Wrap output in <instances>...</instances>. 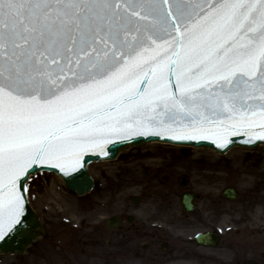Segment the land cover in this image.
Returning a JSON list of instances; mask_svg holds the SVG:
<instances>
[{"label": "snow or ice", "instance_id": "snow-or-ice-1", "mask_svg": "<svg viewBox=\"0 0 264 264\" xmlns=\"http://www.w3.org/2000/svg\"><path fill=\"white\" fill-rule=\"evenodd\" d=\"M150 135L264 140V0H0V242L30 170Z\"/></svg>", "mask_w": 264, "mask_h": 264}, {"label": "rangeland", "instance_id": "rangeland-1", "mask_svg": "<svg viewBox=\"0 0 264 264\" xmlns=\"http://www.w3.org/2000/svg\"><path fill=\"white\" fill-rule=\"evenodd\" d=\"M156 148L171 154L179 150L178 147L169 145H146L123 151L116 161L92 164L89 166V173L94 179V188L90 194L82 197L68 191L54 174L40 173L31 177L27 181V199L39 216L46 234L31 245L25 255H0V264H110L94 260L93 255L98 248L84 243L85 228H104V220L113 213L112 193L115 191L136 192L148 189L162 192L158 196L163 195L166 188L157 187L154 182L144 186L145 178L152 177L149 170L158 165L159 161L149 159V164L139 163L142 167L141 178L138 177L130 184H123L129 180L122 173L129 170L130 162L141 159L142 155L150 154ZM184 149V158L196 153L207 155L206 157L216 162L221 159L206 150ZM253 151H256L252 153L256 159L261 160V167L264 168V156L259 149ZM236 152L240 151H231L221 160L234 161ZM171 161L176 162L174 157ZM220 257H224L223 248L216 250V258ZM216 264L228 263L217 261Z\"/></svg>", "mask_w": 264, "mask_h": 264}, {"label": "flooded vegetation", "instance_id": "flooded-vegetation-1", "mask_svg": "<svg viewBox=\"0 0 264 264\" xmlns=\"http://www.w3.org/2000/svg\"><path fill=\"white\" fill-rule=\"evenodd\" d=\"M196 200L195 208L191 213H184L180 210L174 218L175 246H169L168 251L176 254L178 262L198 260L199 255L194 244V236L200 232L214 230L213 227L220 222V217L215 215L214 200ZM248 203L251 205L249 209L253 213L249 219L248 227L242 232L241 239L244 242L248 241L253 254L252 259L256 262H263L264 253L260 250V240L264 236V186L262 192L257 193V197H253ZM123 204L126 205V202ZM197 204H200V207H197ZM255 211L259 212L255 213ZM140 216L138 222L137 218H132L125 210L116 214L117 226L111 233L115 244L113 256L115 260L128 262L130 256L146 257L149 255V249L152 248L151 245L161 244L163 241H166L167 244L172 242V237L167 232L153 230L146 226L151 221L167 222L168 216L160 211H156L154 214L142 212ZM227 221L230 224L233 222L231 217Z\"/></svg>", "mask_w": 264, "mask_h": 264}, {"label": "water", "instance_id": "water-1", "mask_svg": "<svg viewBox=\"0 0 264 264\" xmlns=\"http://www.w3.org/2000/svg\"><path fill=\"white\" fill-rule=\"evenodd\" d=\"M166 139V140H172L168 138H161L159 136H137L133 137L130 140H125V141H118L113 144H109L107 146V156H110V158H113L116 153L118 152L119 149L125 148L129 144H134V145H139L141 143H144L145 141L148 140H153V139ZM233 143H240L244 145H251L255 146L257 142L261 141L263 143V150H264V140H256L255 142L252 143H247L244 142L245 138L242 136H236L232 138ZM197 145H209V146H214L215 148L219 149L220 151H224L227 147L232 145L233 143H230L229 146L226 148H218L215 144H210V143H205L204 141H196L195 142ZM103 155H98V154H90L86 155L82 158V166L79 167L75 172H72L71 174H65L60 172L59 169L52 167L56 172L62 175L66 185L68 188L74 190L78 194H82L86 191H88L91 188L92 181L90 177L88 176L86 170H85V165L94 159L100 158ZM39 168H51V167H36L30 172H34L36 169ZM26 178V177H25ZM23 194V193H22ZM25 215L27 217V225L26 228L23 230V232L14 238L13 240L9 241L8 243H3L0 242V253H24L26 250V246L30 244L38 235H42L43 231L40 228L38 219L35 217L34 213L29 209L25 202Z\"/></svg>", "mask_w": 264, "mask_h": 264}, {"label": "bare ground", "instance_id": "bare-ground-1", "mask_svg": "<svg viewBox=\"0 0 264 264\" xmlns=\"http://www.w3.org/2000/svg\"><path fill=\"white\" fill-rule=\"evenodd\" d=\"M136 164H137V162L135 163V162H133V163H131V164H129V166H131L130 168H129V170L127 169V170H125L123 173H122V176L123 177H131V178H135L136 179V177H137V175H135L134 177H132L131 176V172H130V170H132V169H136ZM128 166V167H129ZM204 168H206V171H207V174H206V176L205 177H218L217 175H220L221 173H220V171H219V169H218V166H215V165H213V164H211L210 165V163H208L207 165H206V167H204ZM209 168L211 169V171L209 170ZM57 177V176H56ZM58 178V177H57Z\"/></svg>", "mask_w": 264, "mask_h": 264}]
</instances>
